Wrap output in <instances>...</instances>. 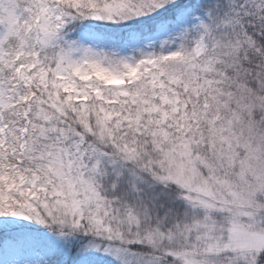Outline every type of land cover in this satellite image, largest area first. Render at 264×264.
Returning a JSON list of instances; mask_svg holds the SVG:
<instances>
[{
    "label": "snow or ice",
    "instance_id": "1",
    "mask_svg": "<svg viewBox=\"0 0 264 264\" xmlns=\"http://www.w3.org/2000/svg\"><path fill=\"white\" fill-rule=\"evenodd\" d=\"M0 264H264V0H0Z\"/></svg>",
    "mask_w": 264,
    "mask_h": 264
}]
</instances>
